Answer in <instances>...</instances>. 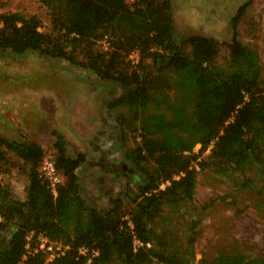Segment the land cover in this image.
Returning a JSON list of instances; mask_svg holds the SVG:
<instances>
[{
	"label": "trees",
	"instance_id": "obj_1",
	"mask_svg": "<svg viewBox=\"0 0 264 264\" xmlns=\"http://www.w3.org/2000/svg\"><path fill=\"white\" fill-rule=\"evenodd\" d=\"M39 1L51 16V31H41L35 15L3 13L0 55L40 53L66 60L120 89L108 109L119 111L116 122L123 134L139 132L140 140L122 156L136 171L138 193L129 219L120 199L100 203L95 188L101 182L84 173V155L70 156L58 135L54 160L64 182L55 196L41 176V145L0 133V164L13 153L29 177L25 200L15 199L0 181V264H194L197 223L182 246L174 233L158 228V221L165 207L193 200L199 171L258 170L264 190L263 69L257 47L238 38L249 4L230 21L232 38L222 65L217 39L178 37L173 0ZM105 35L110 50L94 49ZM132 51L141 56L135 66L126 60ZM197 145L201 151L212 146L207 160H198ZM107 157L102 168L109 172L113 162ZM117 167L122 170V164ZM30 235L32 247L44 235L69 248L52 261L43 251L24 260ZM201 264H264V257L221 254Z\"/></svg>",
	"mask_w": 264,
	"mask_h": 264
},
{
	"label": "rangeland",
	"instance_id": "obj_2",
	"mask_svg": "<svg viewBox=\"0 0 264 264\" xmlns=\"http://www.w3.org/2000/svg\"><path fill=\"white\" fill-rule=\"evenodd\" d=\"M243 4L249 7L239 23L238 38L257 47L264 76V0H173L176 32L178 37L198 34L217 39L219 62L224 65L229 54L227 43L232 38L230 21ZM7 12L35 15L41 22V31L52 29L49 11L39 0H0V27L1 15ZM110 47L107 35L93 44L101 52ZM80 51L78 58L82 59ZM140 59V53L132 51L126 60L135 66ZM120 93L114 85L103 83L69 61L40 53L16 55L5 51L0 55V133L9 140L35 141L44 156L53 158L57 154L56 137L61 135L70 156L84 155V173L101 182L95 188L96 199L100 203L120 199L125 218L129 219L128 211L138 188L136 171L122 156L127 148L136 145L140 135L132 130L123 134L116 122L119 111L108 109ZM211 148L201 151V145H197L194 152L198 160H207ZM107 155L113 163L122 162L124 174L119 179L102 168ZM8 158L0 164V181L15 199L25 200L29 184L26 167L13 153H8ZM261 177L258 170L228 174L199 171L193 200L165 207L158 228L168 229L176 235L179 245L186 246L191 227L197 223L194 264L221 254L264 257Z\"/></svg>",
	"mask_w": 264,
	"mask_h": 264
},
{
	"label": "built area",
	"instance_id": "obj_3",
	"mask_svg": "<svg viewBox=\"0 0 264 264\" xmlns=\"http://www.w3.org/2000/svg\"><path fill=\"white\" fill-rule=\"evenodd\" d=\"M40 172L44 181L47 183L49 189L56 196L59 186L62 185L64 182V177L58 171L53 157H43L40 164ZM32 236L33 235L27 237L28 243L26 245V253L23 256L24 260L27 258L28 255L43 251L47 255L46 261H52L55 258L64 255L66 250L69 248L60 242L52 241L44 235H39L37 238V245L35 247H32ZM80 251L84 254L87 252V249L81 248ZM95 254H97V252H95Z\"/></svg>",
	"mask_w": 264,
	"mask_h": 264
},
{
	"label": "flooded vegetation",
	"instance_id": "obj_4",
	"mask_svg": "<svg viewBox=\"0 0 264 264\" xmlns=\"http://www.w3.org/2000/svg\"><path fill=\"white\" fill-rule=\"evenodd\" d=\"M122 163H112V165L109 167V172L111 175H114L117 179H119V177L121 175L124 174V169H122L121 171H119L120 169L117 166H120Z\"/></svg>",
	"mask_w": 264,
	"mask_h": 264
}]
</instances>
